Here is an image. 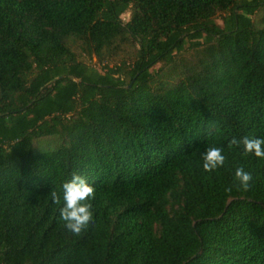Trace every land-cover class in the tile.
Wrapping results in <instances>:
<instances>
[{"label":"trees","instance_id":"1","mask_svg":"<svg viewBox=\"0 0 264 264\" xmlns=\"http://www.w3.org/2000/svg\"><path fill=\"white\" fill-rule=\"evenodd\" d=\"M259 11L0 0V264H264V158L228 147L264 138ZM212 145L226 160L206 172ZM73 171L95 189L79 235L50 195Z\"/></svg>","mask_w":264,"mask_h":264},{"label":"clouds","instance_id":"2","mask_svg":"<svg viewBox=\"0 0 264 264\" xmlns=\"http://www.w3.org/2000/svg\"><path fill=\"white\" fill-rule=\"evenodd\" d=\"M240 145H243L245 155L254 154L258 158H264V138L244 136L237 139L233 137L228 147H239ZM202 160L204 171L212 172L225 164L226 157L222 147L212 145L202 153ZM235 180L239 182V187L247 191L253 176L243 167H237ZM227 191H231V187ZM50 195L53 202L57 204L61 203V199L63 200L59 218L74 235H79L92 222L93 213L90 201L95 197V189L78 171H73L71 179L63 183L62 195L56 190H52Z\"/></svg>","mask_w":264,"mask_h":264},{"label":"rangeland","instance_id":"3","mask_svg":"<svg viewBox=\"0 0 264 264\" xmlns=\"http://www.w3.org/2000/svg\"><path fill=\"white\" fill-rule=\"evenodd\" d=\"M123 16H124V18L126 20L130 19V17H131V9H128L123 14ZM263 17H264V12L263 11H259L257 16H256V18L258 20L262 21L261 18H263ZM80 57L81 58L84 57L85 59L89 60V58L88 57L86 58V56H84L83 53L80 54ZM60 141H61V139L59 137L53 135V136L43 137V138L39 139L37 141V144H38L39 148L44 149V148H48V147H55V146H57L60 143Z\"/></svg>","mask_w":264,"mask_h":264}]
</instances>
